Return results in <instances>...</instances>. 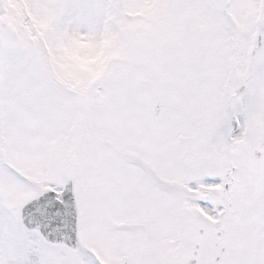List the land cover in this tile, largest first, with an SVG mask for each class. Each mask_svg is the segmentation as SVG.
<instances>
[{"label": "snow or ice", "instance_id": "1", "mask_svg": "<svg viewBox=\"0 0 264 264\" xmlns=\"http://www.w3.org/2000/svg\"><path fill=\"white\" fill-rule=\"evenodd\" d=\"M0 264H264V0H0Z\"/></svg>", "mask_w": 264, "mask_h": 264}]
</instances>
